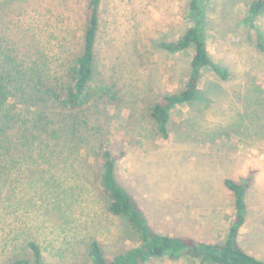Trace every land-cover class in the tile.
<instances>
[{
    "label": "rangeland",
    "instance_id": "374dc122",
    "mask_svg": "<svg viewBox=\"0 0 264 264\" xmlns=\"http://www.w3.org/2000/svg\"><path fill=\"white\" fill-rule=\"evenodd\" d=\"M252 1H203L207 52L227 79L203 69L199 99L171 112L162 139L149 107L184 88L192 50L171 53L160 44L194 25L188 0H101L90 86L114 85L118 100H94L72 112L50 107L54 123L16 129L19 141L0 168V264L28 256V241L39 245L42 264H88L90 240L106 257L137 243L126 220L107 212L102 148L123 153L116 180L164 235L222 243L234 212L224 180L246 182L251 234L237 242L264 262V205L253 198L255 181H264V51L258 46L264 12L254 29L247 27ZM86 6L87 0H0V51L18 55L50 84L62 80L82 49ZM25 115L40 119L32 109Z\"/></svg>",
    "mask_w": 264,
    "mask_h": 264
},
{
    "label": "trees",
    "instance_id": "16d2710c",
    "mask_svg": "<svg viewBox=\"0 0 264 264\" xmlns=\"http://www.w3.org/2000/svg\"><path fill=\"white\" fill-rule=\"evenodd\" d=\"M203 1L188 0L194 25L176 40L160 44L163 50L171 53L192 50L190 72L184 88L166 94L149 107L155 130L162 139L168 137L171 112L177 106L190 104L199 99L198 83L203 69L210 68L222 80L227 79V71L213 64L207 52L204 41ZM100 4L101 0H87L81 52L65 67L63 79L54 84L41 78L38 72L29 67V64L18 55L14 56L10 51H0V168L19 141L15 139L20 136L16 129H24L29 122H32L35 128H40L41 122L44 126L54 123L47 115L48 108L72 112L81 110L94 100L107 103L118 100V91L114 85H102L97 88L90 86L95 65ZM262 12L264 0L252 1L247 6L244 24L254 29L256 18ZM258 46L264 51L261 40ZM30 109L40 117L39 120L25 115ZM22 138L23 141H28V138ZM21 143L24 145L25 142ZM122 156V152L113 154L106 148L99 151L102 195L107 202V212L126 220L137 236V243L123 252L106 257L100 244L96 240H90L85 251L88 264H146L161 258L168 260L187 258L198 264H264L259 258L244 251L237 242L239 229L245 221L244 194L248 186L246 182L224 180L225 188L232 193L234 215L222 243H207L187 237L164 235L152 229L137 203L117 182L115 165ZM27 248L28 256L13 257L5 264H42L39 245L34 241H28Z\"/></svg>",
    "mask_w": 264,
    "mask_h": 264
},
{
    "label": "crops",
    "instance_id": "0c3cea01",
    "mask_svg": "<svg viewBox=\"0 0 264 264\" xmlns=\"http://www.w3.org/2000/svg\"><path fill=\"white\" fill-rule=\"evenodd\" d=\"M263 177H261V179L259 180H256L255 181V186H256V189H255V192L253 194V198H255V200L258 198V201L260 204L264 205V181H262ZM247 189H248V186H247ZM246 189L245 191V194H247L246 192L248 191ZM232 194V193H231ZM244 194V202H245V205L247 204V198H248V194L245 196ZM252 198V199H253ZM233 200V199H232ZM246 200V201H245ZM233 215H234V212H232V218H233ZM232 221V219H231ZM230 226V225H229ZM229 228V227H228ZM228 231V230H227ZM227 234V233H226ZM251 234V225L248 223V220L246 218V214H245V221H244V224L240 227L239 229V232H238V238H237V241L239 242V238L240 237H247ZM226 237V236H225ZM242 237V238H243ZM256 257V256H255ZM257 258V257H256Z\"/></svg>",
    "mask_w": 264,
    "mask_h": 264
}]
</instances>
